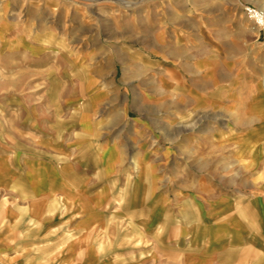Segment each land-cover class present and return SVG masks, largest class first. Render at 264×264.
I'll list each match as a JSON object with an SVG mask.
<instances>
[{
    "label": "crops",
    "instance_id": "0c3cea01",
    "mask_svg": "<svg viewBox=\"0 0 264 264\" xmlns=\"http://www.w3.org/2000/svg\"><path fill=\"white\" fill-rule=\"evenodd\" d=\"M161 44L128 93L87 76L40 150L0 151V264H264V54ZM113 109L116 139L75 157Z\"/></svg>",
    "mask_w": 264,
    "mask_h": 264
},
{
    "label": "rangeland",
    "instance_id": "374dc122",
    "mask_svg": "<svg viewBox=\"0 0 264 264\" xmlns=\"http://www.w3.org/2000/svg\"><path fill=\"white\" fill-rule=\"evenodd\" d=\"M246 7L264 12V0H0V151L40 150L35 129L76 116L73 100L84 97L87 76L115 95L118 86L131 91L130 78L152 68L134 51L159 59L162 53L153 51L158 41L159 49L192 55L216 49L261 56L264 31ZM158 33L172 43L156 39ZM23 36L34 50L24 47ZM104 111L111 116L99 128L109 132L93 133L75 157L116 139L118 125L109 122L114 109ZM63 128L66 137L75 132L71 123ZM46 174L35 168L38 188L48 187Z\"/></svg>",
    "mask_w": 264,
    "mask_h": 264
},
{
    "label": "bare ground",
    "instance_id": "6f19581e",
    "mask_svg": "<svg viewBox=\"0 0 264 264\" xmlns=\"http://www.w3.org/2000/svg\"><path fill=\"white\" fill-rule=\"evenodd\" d=\"M127 5V4H126ZM9 28V27H8ZM11 29V28H10ZM20 40H23V44H24V47H29V48H31V50H34L33 49V47L31 46V45H35V44H33V43H31V42H27V41H24V36L23 37H21L20 38ZM60 43V42H59ZM63 43V42H62ZM65 43V42H64ZM65 46V45H64ZM66 47V46H65ZM59 50V49H58ZM67 50H69V47L67 48ZM66 50V48H65V51H67ZM59 51H61V50H59ZM65 51H63L62 53H67V52H65ZM18 166V165H17ZM19 167V166H18ZM43 169V170H42ZM37 171H40V172H46L47 174H46V176L43 178L42 176V181H44V183L49 187V186H56V184L58 183V179H57V177H56V174L54 173V172H52V171H49L48 169H45V168H40V169H37ZM35 177V176H34ZM78 187V186H77ZM39 188H42V187H39ZM50 200V199H49ZM52 204H54V203H52ZM50 206H51V204H50ZM59 207V206H58ZM53 209H54V207H53ZM51 212V211H50Z\"/></svg>",
    "mask_w": 264,
    "mask_h": 264
},
{
    "label": "built area",
    "instance_id": "2783aa9c",
    "mask_svg": "<svg viewBox=\"0 0 264 264\" xmlns=\"http://www.w3.org/2000/svg\"><path fill=\"white\" fill-rule=\"evenodd\" d=\"M246 10L251 18L255 19L260 24L261 29L264 31V12L257 10L253 7H246Z\"/></svg>",
    "mask_w": 264,
    "mask_h": 264
}]
</instances>
